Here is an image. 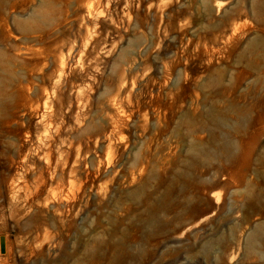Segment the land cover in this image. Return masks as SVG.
<instances>
[{
  "label": "rangeland",
  "instance_id": "374dc122",
  "mask_svg": "<svg viewBox=\"0 0 264 264\" xmlns=\"http://www.w3.org/2000/svg\"><path fill=\"white\" fill-rule=\"evenodd\" d=\"M0 264H264V0H0Z\"/></svg>",
  "mask_w": 264,
  "mask_h": 264
}]
</instances>
